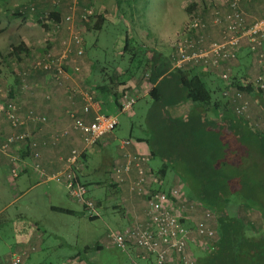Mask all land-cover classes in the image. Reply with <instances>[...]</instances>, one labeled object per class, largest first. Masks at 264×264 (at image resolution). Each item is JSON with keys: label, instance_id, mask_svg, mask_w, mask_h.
I'll list each match as a JSON object with an SVG mask.
<instances>
[{"label": "rangeland", "instance_id": "rangeland-1", "mask_svg": "<svg viewBox=\"0 0 264 264\" xmlns=\"http://www.w3.org/2000/svg\"><path fill=\"white\" fill-rule=\"evenodd\" d=\"M213 2L216 1L93 0L94 15L82 30L85 55L88 56L89 61H97L98 69L102 68L107 76L112 77L114 74L118 76L116 79L124 85L116 86V91H120L123 87H132L133 80L140 81L147 72V69H143L147 59L154 58V55L148 54L151 50L149 44L159 42L160 33L165 32L168 35L177 28L172 22L175 21V17L185 16L186 20L183 23L185 28L193 17L196 15L200 17V11L208 8L207 6ZM190 4L194 7L193 11L190 9ZM28 7L29 5L22 11L19 10L16 15L21 16L27 10L31 12ZM24 10L26 11L23 12ZM12 14L10 11L7 17L10 15L14 17ZM165 17L167 18L163 20ZM168 24L170 25L166 29ZM147 30L150 32L148 39ZM55 33L53 32L52 36ZM3 36L0 38V86L3 92H6L8 86L17 77V73L30 67L32 61L46 51V44L41 48V52H36L38 53L36 56L34 53L31 56H20L19 59H9L7 56L10 48L6 43V35ZM154 50H159L158 54L163 62H169L172 50L168 45ZM142 61L143 65L140 66ZM33 74L42 77L41 71L34 70ZM214 82L208 84L211 96L226 102L221 95V83L218 80ZM128 92L137 98L128 112H121L115 105L109 111L102 99V113L117 116L118 124L113 131L117 140L114 144L120 143L123 138L131 139V137L147 140L148 146L154 153L150 157L149 169L155 175L164 162L167 165L165 177L161 181L154 182V187L170 188L175 184L173 182L175 176L178 179L180 176L183 177L185 162L182 159L183 155L187 156L191 143L184 141L182 148L186 150L182 152L181 139L176 135H169L171 125L167 122L169 120L167 116L174 117L171 112L172 107L165 105L163 108L161 103H156L150 95L139 98L132 88L128 89ZM160 108L164 112H160ZM214 135L220 139L215 132ZM211 142L217 141L212 139ZM102 164L104 163L101 155L96 153L88 156L85 161L82 160L78 166L79 169L83 167L85 173L84 178L81 179L87 189L85 197L93 203V209L86 211L75 203L74 199L73 201L69 198L63 184L49 181L31 187L35 183L34 179L28 181L25 180V176L13 179L8 175L7 166L0 165V208L24 192L5 209L4 213L0 214V240L9 241L10 224H7L6 220L13 222L20 214L29 221L27 226H31L30 222H34L41 239L39 249L32 252L31 259L26 264H147L146 261L135 257L136 250L123 252L111 245L109 232L122 230L126 222L119 204L120 197L117 193L119 190L112 187V176L107 171V165ZM19 179L23 181L20 182ZM175 186L186 196H193L184 185ZM50 206L69 209L73 214L50 210ZM228 209L234 211L235 208ZM238 210L239 215L245 219L251 229L258 230L257 213L243 207H239ZM191 251L196 257L200 255V251L195 248Z\"/></svg>", "mask_w": 264, "mask_h": 264}, {"label": "built area", "instance_id": "built-area-1", "mask_svg": "<svg viewBox=\"0 0 264 264\" xmlns=\"http://www.w3.org/2000/svg\"><path fill=\"white\" fill-rule=\"evenodd\" d=\"M63 1L50 0V3L59 9ZM215 1L207 7L211 23L220 28V40L205 43L202 34L183 37L173 47L172 64L176 69L196 67L210 72L219 71L218 79L223 85L221 95L228 108L236 117L247 119L250 102L246 92L234 87L230 73L220 69L225 63L235 61L239 51L245 46L258 64L256 75L248 81L249 87L264 96V17L247 22L245 12L240 7L241 0H223L222 3H226L229 9L226 13L220 12L217 8L220 2ZM28 8L31 12L35 10L32 4ZM68 9L69 12L60 18L59 13L54 12L58 15L57 20L51 18V13L41 17L42 23L52 27L54 32L64 29L66 35L61 40L59 50L46 47V51L35 58L33 67L48 73L56 86H65L69 99L78 97L81 101L80 113L70 109L66 111L70 120L69 129L54 134L52 140L57 141L60 137L67 136L69 131L78 132L82 149H72L64 159L63 169L58 173L46 176L40 169L39 173L45 180L63 184L68 195L86 211L93 209V203L86 199L87 189L76 178L75 169L79 168L83 151L113 132L118 120L117 116L101 112L100 102L86 84L73 80L75 75L81 73V66L69 64L70 57L80 58L85 55L82 30L94 15L93 0H70ZM204 28L205 23L196 15L190 20L187 30L198 31ZM67 83L70 84L66 86ZM0 97L4 98V95L1 94ZM136 100L129 92L124 93L119 98L120 111L128 112ZM19 109L14 101L0 103V123L4 121L12 129H21L28 123L46 122L44 115L33 111L20 115ZM89 114L91 118L87 120L86 115ZM254 125L258 130L264 131V119L258 120ZM21 144L36 147L29 131L13 132L0 140V153L7 155L14 164L11 169L13 177L17 176L19 157L10 151ZM132 146H136L133 139L120 141V147L125 151L123 162L113 166L110 176L112 185L116 188L127 185L130 196L140 199L141 208L127 227L109 232L111 245L123 252L134 249L135 257L151 259L152 264H196L197 257L191 249L204 252L216 242V214L197 200L186 196L177 187L156 189L154 182L157 180L148 166L149 155L138 150L134 153L126 150ZM33 156L38 157V153L35 152ZM35 168L38 169V166ZM199 212L200 216L193 219ZM32 250L33 248H29L11 252L0 264H23L28 252Z\"/></svg>", "mask_w": 264, "mask_h": 264}, {"label": "crops", "instance_id": "crops-1", "mask_svg": "<svg viewBox=\"0 0 264 264\" xmlns=\"http://www.w3.org/2000/svg\"><path fill=\"white\" fill-rule=\"evenodd\" d=\"M69 3L70 0H64L60 8L57 9L51 5L50 0H0V38H3V35H6V43H8L9 38L14 36L18 37L28 50L27 56H31L34 53L36 56V54H38L36 52H41L40 50L44 44H46L48 49L59 50L61 40L66 35L64 29H61L56 32L54 36H52V32H54L53 28L43 24L41 17L48 13H51L52 16L54 12H58L59 16L54 14L52 19H57V16L60 18V16H64L69 12ZM30 4L35 6V10L33 12H29L28 10L25 12L26 10H24L23 12L25 13L21 16L15 15L19 10L22 11L24 7ZM240 7L245 12L247 22H252L255 19L264 17L263 0H241ZM190 9L191 11L194 9L191 4ZM219 9L222 13H226L229 10L227 4H223L222 0H220ZM10 11L13 13L12 16L14 17H11V15L7 17V14H9ZM166 18L167 17L163 18V20ZM200 18L205 23V28L198 31H192L185 29L186 27L188 28V25H186L185 28L183 27V23L186 20L185 16L179 15L175 17V21L172 22L175 23L177 28H174L173 32H170L168 35H166L165 32L160 33L158 39L159 42H152L149 44L151 50L148 54L152 56L158 55L159 59L150 61L147 59L148 62L146 61L147 63L144 66L145 70L147 69V72L144 77L141 78L140 81L134 79L131 85L132 87H123L120 91L115 90L117 80L114 77L107 76V74L103 72L102 68H99L100 74L93 73V68H95V65L99 64L97 61H89L87 55L80 58H69L70 65L79 64L81 66V73L75 75V79H73L74 81L77 79L80 81L77 83H81L82 85L86 84L95 96L97 95V92H95L94 89L95 87L105 84L108 89L111 90V94H107L106 96L100 94L99 97L96 96L101 105V112L103 111V101L106 103L109 111L112 110L113 105L117 107L114 102L115 92L120 95L123 92L126 93L128 89L132 88L133 92L137 93L139 98H143L146 95H149V92L154 87H160L158 100H155L153 97L152 98L156 103L160 102L163 108L165 105L173 108L171 109V112L174 114V117L170 118L167 116L169 119L167 122L171 125L169 135H176L181 139L182 152L186 150L182 148L183 142L187 141L188 143H191V148L188 150L187 156L183 155L184 158L182 161H184L185 164L187 160H191V156L193 155L192 148L195 144L196 147L203 150L206 149L205 147H208L207 144L210 143V140L212 139L216 140V143L219 145L216 148L220 147L227 150L225 157L229 158L230 149H232V146H234L235 143H239V135L246 136L250 134L246 130V126L250 127L258 120L264 119V97L261 92L254 90L246 93V97L250 102L247 119L236 117L228 106H225V101L221 102L214 96H212L211 103L209 104H194L191 101L183 100L181 87L179 86V77L175 72L176 68H174L172 64V58H170L168 63H165L162 61L160 54H158L159 50L154 49H159L168 45L173 52L172 47L177 40L190 35L196 37L199 34H202L204 36L205 43L219 41L220 28L211 23L208 8L200 11ZM169 25L170 24L166 26V29H168L167 27ZM147 35L148 39L150 37V32H148V30ZM152 63L156 66V70L164 66L168 68V70L154 82H151L149 79L151 75L150 70L151 67H153L151 65ZM189 69L191 70V74L197 75L207 86L209 82L215 83V80L216 82L217 80L219 81V71L210 72L196 67H190ZM182 70H187V68ZM220 70H227L230 73L231 78H234L237 82H242L246 79L249 81L256 75L258 71V64L244 46L239 51L236 60L225 63ZM41 75L42 77L37 76L32 72L28 79L26 78V85L24 88L18 84L19 82L17 77H15L11 87L14 89L13 97L20 107L19 114L25 115L27 112L33 111L38 115H44L46 117V122L28 123L21 129H12L9 127L7 122L4 121L0 123V140H3L5 136L10 133L23 130L29 131L32 135L33 141L36 143L35 148L29 147L28 144H21L19 147L10 151V153L16 154L19 157L16 177H13L11 174V169L14 166L13 162L7 155L0 153V165L7 166L9 172L8 175H10L13 179H18L21 176H25V180L28 181L34 179L35 183L31 187L49 182L48 180H45V177L40 175L39 169L46 176L54 175L63 169L64 159L69 155L72 149H82L81 137L78 132L69 131L67 136L60 137L57 141L52 140L54 134L69 129L70 120L66 115V111L70 109L80 113L82 105L81 101L78 97L69 99V93L67 92V88L65 86L58 87L49 75L42 72ZM219 82L221 83V81ZM69 84L70 83H67L66 86ZM222 86L223 85L221 83V89ZM105 90V88L102 89V91ZM214 103H216L217 106H215ZM160 112L164 111L160 108ZM90 118L91 114L86 115L87 120ZM185 126L187 127L185 128ZM204 130L215 132L220 139L217 137H210V139L206 137L208 138L207 140L201 138ZM131 139L136 142V146L129 147L126 149L127 151L134 153L138 150L151 155L153 151L148 146L147 140L134 137H131ZM116 140L117 137L114 135V132L106 134L94 146H91L83 151L81 161H85L91 154L99 153L101 155L102 162L104 163L102 165H107V171L111 174L113 166L117 163L123 162V153L125 152L124 149L120 147L119 142L114 144L116 143ZM240 145L243 146V149H245L246 145L244 142H241ZM35 152L38 153V157L36 158L33 156ZM237 152H239L238 146ZM230 156H232V151L230 152ZM221 162H223V160H220L218 164H222ZM36 166H38V169L35 168ZM82 169L83 167L77 169L76 171V176L80 182L85 176ZM186 175L187 173L182 171L183 177L180 176V179H178L175 178V176L173 180L175 184H173L172 187H176L175 185H178V187L184 185V187L188 188L192 192V197H194L197 194L196 185H194L192 180L189 179V176ZM19 181L22 182L23 180L19 179ZM14 189H16V187ZM117 189L119 190L117 193L120 197L119 204L122 208L121 212L124 217V221L126 222L123 227L125 228L131 223L134 214L139 213L141 202L140 199L130 196L127 191V185H122ZM167 189L169 188H164L162 190ZM23 193L13 199V201H16L21 195H23ZM69 198L73 200L70 196ZM12 202L7 203L3 208H0V214L4 213L5 209L11 205ZM74 202L79 204L76 201ZM51 207L66 209L63 207L50 206V210L52 209ZM199 216L200 212L193 216V219H197ZM6 222L7 224H10L9 227L11 234L8 242L0 240V263L5 259L6 255L11 252H20L22 250L33 248L32 251L28 252L27 257L23 262V264H26L31 259L32 252L39 249L41 240L39 238V230L37 226L34 225V222H30L32 223L31 226H27L29 221L20 214L13 222H11V220H6Z\"/></svg>", "mask_w": 264, "mask_h": 264}, {"label": "trees", "instance_id": "trees-1", "mask_svg": "<svg viewBox=\"0 0 264 264\" xmlns=\"http://www.w3.org/2000/svg\"><path fill=\"white\" fill-rule=\"evenodd\" d=\"M217 8L219 9V6ZM8 47L10 48L7 56L9 59H19L20 56L28 55V50L16 36L8 39ZM157 59H159L158 55L150 60ZM33 63L34 61H32L30 67L22 69L16 75L18 84L22 88L26 85V78L28 79L34 70L41 71L38 68H34ZM141 65H143V61ZM151 65L153 66L151 67V75L149 77L151 82H154L168 70L166 66L156 70V66L153 63ZM98 67L97 64L93 68L94 74H100ZM190 71V69H175L179 77V86L181 87L183 100L191 101L194 104L211 103L212 96L210 89L201 78L195 74H191ZM43 73L49 75L46 72ZM112 77L116 79L118 76L114 74ZM231 82L234 87L246 93L253 91L249 87L248 79L237 82L234 78H231ZM11 85H9L6 92H3V88L0 86V95H4V98L0 97V103L5 104L8 101H14L19 107V104L13 97L14 89ZM120 85H124V83L117 80L116 86ZM103 88L106 90L102 91ZM159 88L154 87L149 92V95L155 100L159 98ZM94 89L98 97L100 94L104 96L111 94V90L105 84ZM126 92L128 93V91ZM123 94L124 92L120 95L117 92L114 93V102L118 108L120 107L119 98ZM214 105L217 106L216 103ZM225 106H227V102H225ZM246 127V130L250 134L246 136L239 135V143H235L232 146V149H230L232 156H230L229 152V158L225 157L227 150L220 147L216 148L219 145L210 140V143L207 144L208 147H205L206 149L203 150L196 147L195 144L192 148L193 155L191 156V160H187L185 164L183 172L187 173L189 179L192 180L197 189V194L192 199L197 200L204 207L213 211L216 214L218 222L216 242L212 248L200 252V255L197 256L196 264H264V131L258 130L254 123L250 127ZM206 137L210 139V137L216 136L214 132L204 130L201 138L207 140L208 138ZM241 142H244L246 145L245 149L240 145ZM237 146L239 147V152H237ZM153 154L152 152L151 155H148L151 157ZM220 160H223L222 164H218ZM76 171L77 169H75ZM166 172L167 165L164 162L155 173L156 180L161 181L165 177ZM76 178L78 179L77 176ZM112 187L115 188L114 185ZM230 207H234V211H230L228 209ZM239 207L257 213L259 218L258 230L251 229L245 219L239 215ZM51 208L60 213L73 214V211L68 209ZM232 212L234 213L231 214ZM144 261L147 264H152L151 259Z\"/></svg>", "mask_w": 264, "mask_h": 264}]
</instances>
